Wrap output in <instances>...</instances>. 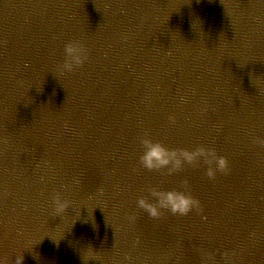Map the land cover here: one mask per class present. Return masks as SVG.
Masks as SVG:
<instances>
[{
	"label": "water",
	"instance_id": "95a60500",
	"mask_svg": "<svg viewBox=\"0 0 264 264\" xmlns=\"http://www.w3.org/2000/svg\"><path fill=\"white\" fill-rule=\"evenodd\" d=\"M145 135L229 169L148 171ZM257 138L264 0H0V264H264ZM152 189L200 207L154 218Z\"/></svg>",
	"mask_w": 264,
	"mask_h": 264
},
{
	"label": "clouds",
	"instance_id": "9594fccd",
	"mask_svg": "<svg viewBox=\"0 0 264 264\" xmlns=\"http://www.w3.org/2000/svg\"><path fill=\"white\" fill-rule=\"evenodd\" d=\"M64 56V62L60 66L62 72H72L75 68L83 65L88 58L86 49L77 41H71L64 46ZM169 119L171 120L172 117ZM255 142L264 144V140L259 138ZM140 144L143 151L139 161L141 166L148 171L166 170L167 174L171 175L179 171L185 164L195 165L203 161L208 166L206 175L211 179L215 177L217 172L226 173L229 169L227 158L217 155L212 148L199 146L194 150L170 149L147 135L140 139ZM150 196L154 202L141 197L137 204L138 207L147 211L154 218L159 217L161 210L170 211L173 215H187L200 207L199 200L184 190L161 191L152 189ZM55 204L58 212L68 206L67 202H61L59 194L55 198Z\"/></svg>",
	"mask_w": 264,
	"mask_h": 264
}]
</instances>
